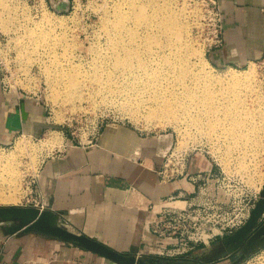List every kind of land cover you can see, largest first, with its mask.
Listing matches in <instances>:
<instances>
[{"label": "crops", "instance_id": "obj_1", "mask_svg": "<svg viewBox=\"0 0 264 264\" xmlns=\"http://www.w3.org/2000/svg\"><path fill=\"white\" fill-rule=\"evenodd\" d=\"M59 2L49 0L55 6ZM219 2L223 43L208 51V63L218 68L245 67L264 59V0ZM22 104L26 120L21 119ZM50 128L37 101L22 93L4 95L0 87L1 144L12 143L20 134L37 139ZM173 145L170 132L145 135L130 126L102 124L87 143L72 140L42 161L35 194L43 206L64 215L63 223L71 231L120 253L145 255L138 250L155 243L151 229L164 207L185 209L195 193L189 180L193 161L184 177L161 179ZM0 264L116 263L39 232L9 235L0 224Z\"/></svg>", "mask_w": 264, "mask_h": 264}, {"label": "rangeland", "instance_id": "obj_2", "mask_svg": "<svg viewBox=\"0 0 264 264\" xmlns=\"http://www.w3.org/2000/svg\"><path fill=\"white\" fill-rule=\"evenodd\" d=\"M13 1L19 3L20 6L23 7L24 11L22 10L21 12L19 10L12 13L11 11L5 10V8L0 5V58L3 61L5 67L8 69L11 68L12 73L15 74L14 78L17 77V74H24L25 76V72L27 74L30 72L31 77H24L26 78L25 81L22 80V76L20 77L21 80L24 81L25 85L26 83L28 84L25 87L27 88L26 93L22 91L20 92L37 101V103L44 108L46 117L49 118L52 127L48 132L37 139L26 134H20L14 139L12 143H0V154L6 156L8 160L12 159L11 162L13 165L15 167L18 166L20 171L22 170L21 175L23 173V177L21 176L22 178L20 179V188L21 193H24L25 195L23 194V198L19 205L31 206V197L37 196L35 194L34 188L35 176L37 175L39 167L45 158L63 149L66 143L72 142V140L75 141V143H87L88 136L90 134L94 135L98 131L99 127L106 123L130 126L145 135L161 132L172 133L174 136V145L168 158L175 149L185 151L184 155L187 157L185 175H187L190 171L192 161V166L194 168L192 176L200 175L203 179L206 177V174L211 171V173L216 178L220 179V186H222L224 191L223 193H219V195L217 194L220 199H230L232 202L235 200L244 205L250 203L249 200L254 198V196L258 194L259 191L261 193L264 188V123H262V120L261 123L260 120H257V122H259V126L262 127L260 128L262 131L260 130L259 132V138L262 142L261 148L259 150L256 148L254 153H249V155H246L245 162L249 168H251L250 173L254 174L253 177H255L254 180L252 179L249 181V178H245V176L242 177L240 174L232 171L234 170L235 166L231 165L230 171H227V168L224 167L225 165H223L222 162L231 159L233 163H235L239 154L235 151L231 157L227 153V141L223 140L221 136H219V138L213 134L214 137L211 136L209 139H202L200 136L196 135L198 134L196 130L191 129L188 127V125H186L187 122L184 119L180 121L181 123L179 122L178 125H174L172 123L170 125L168 121L164 123L166 120H163V123L155 124L146 123L142 118L135 119L132 117V115H129L130 113H128V111L125 109L126 105L123 101L124 97L121 95L120 97L116 96L115 98L109 97L105 99L106 95L103 96L101 94L95 93V90L93 93L94 96L89 99L87 95L89 91L84 90L83 94H85L83 99L80 101L73 100L71 101L72 103L68 101L63 103L65 102L63 98V101L59 102L60 100L56 99V95L54 96L53 89L51 88L53 84L50 82L54 80L52 77L53 74L50 72L51 81L49 84L46 77L47 73L43 72L44 64H41L40 61L37 63V60L34 62V57H32L31 60L34 63L31 64V61H29L30 56L28 57V54H26L24 51L22 53L19 52L18 48L25 46V42H27V39L22 38L24 29L30 28L35 23L34 21L38 22L41 19L39 21L41 26L50 33H44L45 35L43 38H41L40 42L45 46L51 47L53 49L55 48V50L56 48H59L60 53H62V50H64L65 47L71 51V48L74 46L72 48L74 54L73 52L72 54L75 58V61L77 60L76 62L74 61V63H80V67L87 72L89 70L88 66L90 67V64L93 62L95 53L94 50H97L99 47L97 45H105L106 39L108 38L107 36L109 33L107 34L108 31L105 30L106 16L110 10L114 9L115 6L120 5L117 3H121V5L123 4L124 8L128 10L127 8L129 5L126 3H128L127 1L130 0H77L75 3L73 0H69L70 10L69 12L65 13L56 12L49 2V9H46L43 4L41 7L43 11L37 12L33 8L34 5L31 1ZM158 1L162 6L170 4L168 6H170V8L173 7L171 8L173 10H188L189 13H186V15L181 18V27L182 30L188 31V36L186 35L185 37L187 38L186 40H189V42L193 43L195 49L197 48V50L200 49V51H202V59H204V62L199 63L198 65L203 64L205 67L199 66L198 69L201 71L205 70L207 73L210 71V74L213 73L212 75H219L220 77H227L229 73L231 74L232 72H238L237 74L243 75L250 71H254L257 74L253 79V83L259 89L255 88L253 84V90H257L255 92L253 91L255 95H248V101L245 98V100L249 103V110H255L257 107L254 108V106H256V104L253 103L255 102L254 98H258L259 94V96L261 95L259 98L264 99V59L253 62V64L251 63L245 67L231 66L218 68L208 63V51L217 46L214 43V37L216 34H220V37L223 39L224 35V19L219 0H172V2H165L164 0ZM73 6L75 7V10L73 9ZM28 9L30 11H28ZM190 10L191 12L194 11L195 13H190ZM46 18L52 19L56 23H52L53 25H51V22L47 23ZM74 48L75 50H73ZM19 55L23 57H20ZM60 57V60L64 61L62 59V55H60ZM45 60L46 59L43 61ZM192 61L197 62L196 58H193ZM62 63L64 64L65 61ZM4 65L0 66V80L6 73ZM47 65H49V69L51 68L53 72L54 69L52 64L47 62ZM86 77L87 76H84V80L82 81L88 84L90 77ZM85 87L87 88V85H85ZM120 98L122 99L120 100ZM65 99L67 100L68 98ZM263 108L264 107L261 109ZM186 131L189 132V134L186 133ZM57 134L61 138L60 145L52 143L53 141L51 140V137H55ZM193 134H195L196 137ZM188 135H190L191 138H195V140H190L191 138ZM199 137L201 139H199ZM20 139H22L24 142L26 141L25 145H28L30 147L29 150L31 151L27 150V152H25L22 148L19 149V147L16 145V142ZM168 158L164 166L168 163ZM33 162L38 163L36 164L38 168L36 173L34 170L35 167L32 166ZM201 162L206 163L208 168L203 165V163L201 165ZM164 166L160 173L162 180H164V175H162L165 168ZM171 167L172 166L170 165V168ZM166 176H168V174H166ZM203 183L204 181H200L199 186H203ZM260 193L258 194V198ZM37 197L39 198V196ZM191 197L192 200L194 199L195 201L197 200L200 202L201 195H199L198 185L196 186L195 193ZM164 208L165 209L162 211L161 217L163 219L161 223V232L163 233H161L162 236H160V234H154L152 231L153 229H151L152 235L156 237L155 243L152 246L147 245L149 247L147 249L141 248V250H138L141 252L138 253H145V256L148 258L154 257L157 259H181L185 257L194 258L200 255L206 248H211L213 246L212 244L210 246H196L191 244L186 246L185 241L181 240L178 235L176 236L177 239L172 242L169 237L170 234H172L173 226H176L177 224L174 223V215L170 213L173 211L180 212L183 209H172L171 207ZM203 214L205 217L212 218L214 211L212 209H205V212L202 210V215ZM219 240L222 239H218L217 241ZM216 264H229V260L226 259L217 262ZM242 264H264V249L247 258Z\"/></svg>", "mask_w": 264, "mask_h": 264}, {"label": "bare ground", "instance_id": "obj_3", "mask_svg": "<svg viewBox=\"0 0 264 264\" xmlns=\"http://www.w3.org/2000/svg\"><path fill=\"white\" fill-rule=\"evenodd\" d=\"M127 2L125 3L129 5L128 10L123 4L117 3L120 5L116 4L106 16L105 30L109 33L108 38L105 45L101 43L102 45H97V50L93 49L95 53L93 62L88 66V73L80 67V63H74V46L71 51L65 47L60 53L59 48H56V51L55 48L40 42L44 33H50L41 26V19L34 21L30 28L24 29L22 38L27 39V42L23 47L19 45V52L28 54L29 61L34 57V62L37 60V63L40 61L44 64L43 72L47 73L48 83L51 81L50 72L53 74L51 88L59 102L63 101V98V103L80 101L85 94L84 90L89 91L87 95L91 99L96 90L95 93L106 95L105 99L123 96L129 115L135 119L142 118L146 123L160 124L166 120L164 123L168 121L170 125H178L184 119L186 125L196 130V135L202 139H209L214 134L227 141V153L231 156L236 151L239 156L235 163L229 158L225 162L221 161L226 170L230 171V166L233 165L235 168L232 171L249 178V181L254 180V174L250 173L251 168L245 160L246 155L254 153L256 148L259 150L262 144L259 138L262 127L257 120L264 123V108L261 109L264 107V99L259 98V94L258 98H254L256 111L249 110L247 102L248 95H255L254 92L257 91L253 90V79L257 74L254 71L243 75L232 72L224 78L212 75L210 71L207 73L203 68L204 71H201L198 67H205L203 64L198 65L204 62L202 51L195 49L193 43L186 40L188 31L182 30L181 27V18L189 13L187 9L173 10V7L168 6L170 4L162 6L158 0ZM0 5L12 13L23 10V7L13 0H0ZM191 10L190 13H195ZM46 20L47 23L51 22V25L56 23L49 18ZM60 55L65 61L64 64ZM193 58H196L197 62H193ZM44 59L46 60L43 61ZM46 61L52 64L53 72ZM84 76L90 77L87 79L88 84L82 81ZM51 140L57 145L61 143L58 134L52 136ZM25 142L20 139L16 145L27 152L30 147L25 145ZM181 152L185 151L174 150V153ZM11 160L0 154V206L19 205L24 194L20 188L22 170L20 171L17 165L15 167ZM36 164L38 163H32L35 173L38 170Z\"/></svg>", "mask_w": 264, "mask_h": 264}, {"label": "water", "instance_id": "obj_4", "mask_svg": "<svg viewBox=\"0 0 264 264\" xmlns=\"http://www.w3.org/2000/svg\"><path fill=\"white\" fill-rule=\"evenodd\" d=\"M59 3L58 6L52 4L56 12H69V0H60ZM21 119L26 120L24 104L21 105ZM63 220L64 215L49 206H0V224L6 226L7 234L39 232L101 255L116 264H211L234 255L240 257L231 264H242L247 258L264 249V188L246 224L194 258L157 259L120 253L83 233L71 231L64 225Z\"/></svg>", "mask_w": 264, "mask_h": 264}, {"label": "built area", "instance_id": "obj_5", "mask_svg": "<svg viewBox=\"0 0 264 264\" xmlns=\"http://www.w3.org/2000/svg\"><path fill=\"white\" fill-rule=\"evenodd\" d=\"M26 1H31L34 5L33 8L37 12L43 11V9L41 8L43 4L46 9H49L48 0ZM73 2L75 3L77 2V0H73ZM73 9L75 10L74 6ZM214 39L215 45H222L223 39L220 37V34H216ZM1 65L3 66L4 64L0 58V66ZM5 70L6 73L0 80V87L3 94L9 96L14 93L20 94V91L26 93L27 88L25 87L28 84L26 83L25 85L24 81L27 77H31L30 72L28 74L25 72V76L24 74H17V77L14 78L15 74L12 73L11 68L8 69L7 67H5ZM21 76L22 80L24 81L21 80ZM184 154L185 152H173L170 155V157L168 158V163L164 166L165 168L162 173V175H164V180H173L185 176L187 157ZM170 165L172 166L171 168ZM165 173L168 174V176H166ZM189 180L195 186L198 185L199 195H201L200 202L193 199L187 208L181 210L180 212L173 211L170 213L174 215V223H176L177 225L173 226V231L172 234H170L169 239L173 242L175 239H177L176 236L178 235L181 240L185 241L186 246H189L190 244L196 246H210L218 239H223L239 230L248 221L250 213L259 199L258 194L260 193V191L254 196V198H251L249 200L250 203L244 205L235 200H233L232 202V200L230 199H220L217 194L219 195V193H223L224 191L222 186H220V179L216 178L211 172H208L206 174V177L203 179L200 175H198L190 176ZM200 181H204L203 186H199ZM31 204V206H43L40 198H38L37 196L31 197ZM205 209H212L214 211V215L212 216V218L205 217L204 214L202 215V210L205 212ZM162 220L163 219L161 218L153 226L152 231L154 234H160V236H162Z\"/></svg>", "mask_w": 264, "mask_h": 264}, {"label": "flooded vegetation", "instance_id": "obj_6", "mask_svg": "<svg viewBox=\"0 0 264 264\" xmlns=\"http://www.w3.org/2000/svg\"><path fill=\"white\" fill-rule=\"evenodd\" d=\"M226 238V237H225ZM220 241V240H219ZM218 241H215L212 245H214L215 243H217ZM240 257V255H234L231 256L228 260H229V264L233 263L234 261H236L238 258ZM220 262V261H218ZM217 262L211 263V264H216Z\"/></svg>", "mask_w": 264, "mask_h": 264}]
</instances>
